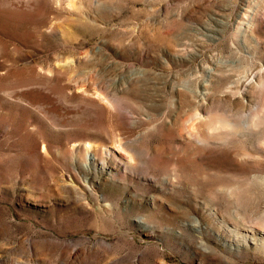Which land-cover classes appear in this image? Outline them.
Here are the masks:
<instances>
[{
	"label": "rangeland",
	"instance_id": "obj_1",
	"mask_svg": "<svg viewBox=\"0 0 264 264\" xmlns=\"http://www.w3.org/2000/svg\"><path fill=\"white\" fill-rule=\"evenodd\" d=\"M0 264H264V0H0Z\"/></svg>",
	"mask_w": 264,
	"mask_h": 264
},
{
	"label": "bare ground",
	"instance_id": "obj_2",
	"mask_svg": "<svg viewBox=\"0 0 264 264\" xmlns=\"http://www.w3.org/2000/svg\"><path fill=\"white\" fill-rule=\"evenodd\" d=\"M248 16H249V13H246V12H243V13H242V17H244V18H248Z\"/></svg>",
	"mask_w": 264,
	"mask_h": 264
}]
</instances>
